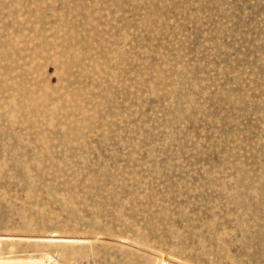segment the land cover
I'll list each match as a JSON object with an SVG mask.
<instances>
[{
	"label": "rangeland",
	"instance_id": "374dc122",
	"mask_svg": "<svg viewBox=\"0 0 264 264\" xmlns=\"http://www.w3.org/2000/svg\"><path fill=\"white\" fill-rule=\"evenodd\" d=\"M16 261L264 264V0H0Z\"/></svg>",
	"mask_w": 264,
	"mask_h": 264
},
{
	"label": "bare ground",
	"instance_id": "6f19581e",
	"mask_svg": "<svg viewBox=\"0 0 264 264\" xmlns=\"http://www.w3.org/2000/svg\"><path fill=\"white\" fill-rule=\"evenodd\" d=\"M12 259H13V258H12ZM15 259H16V258H15ZM33 259H34V258H33ZM48 259H49V258H48ZM17 260H18V259H17ZM28 260H29V259H28ZM11 261H12V260H11ZM34 261L37 262L35 259H34ZM34 261H33V262H34ZM12 262H13V261H12ZM16 262H18V261H16ZM19 262H20V261H19ZM19 262H18V263H19ZM24 262H25V261H24ZM44 262H45V261H44ZM2 264H3V263H2ZM19 264H20V263H19ZM38 264H39V263H38ZM47 264H48V263H47Z\"/></svg>",
	"mask_w": 264,
	"mask_h": 264
}]
</instances>
